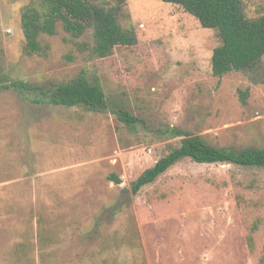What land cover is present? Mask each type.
I'll list each match as a JSON object with an SVG mask.
<instances>
[{
	"label": "rangeland",
	"instance_id": "374dc122",
	"mask_svg": "<svg viewBox=\"0 0 264 264\" xmlns=\"http://www.w3.org/2000/svg\"><path fill=\"white\" fill-rule=\"evenodd\" d=\"M37 1L0 0L1 73L30 83L98 79L148 126L134 132L110 113L0 94V264H261L264 168L186 159L138 194L132 184L179 146L168 126L220 147H263L264 58L214 77L219 32L162 0H128L137 44L107 59L88 60L62 28L44 37L47 56H29L21 13ZM243 3L249 19L264 16V0Z\"/></svg>",
	"mask_w": 264,
	"mask_h": 264
},
{
	"label": "trees",
	"instance_id": "16d2710c",
	"mask_svg": "<svg viewBox=\"0 0 264 264\" xmlns=\"http://www.w3.org/2000/svg\"><path fill=\"white\" fill-rule=\"evenodd\" d=\"M179 6L196 18L205 29L219 32L221 45L212 57V74L218 79L232 72L252 70L264 58V16L249 19L244 13L243 0H162ZM128 0H38L22 9L21 30L25 38L24 52L29 56H47L49 45L44 37L56 36L59 28L70 36L67 41H79L77 49L88 60H104L119 48L137 44V33L128 12ZM126 23V24H125ZM126 25V26H124ZM89 40L80 41L87 35ZM73 62L75 57L68 54ZM15 90L32 104L55 107L83 108L93 113L112 114L131 131L146 128L148 122L134 115L128 108L109 99L98 79L90 80L81 74L69 82L30 83L6 78L0 71V94ZM250 89L239 90L244 105L248 104ZM165 137L180 139L179 146L163 156L153 167L133 182L134 194L154 183L176 164L190 159L199 164H232L245 168H264V146L220 147L208 143L189 130L168 126ZM109 181L121 185L116 174ZM258 220L252 227L255 233ZM40 235V234H39ZM41 237V236H40ZM251 249L254 237L248 238ZM264 264V257L261 260Z\"/></svg>",
	"mask_w": 264,
	"mask_h": 264
}]
</instances>
